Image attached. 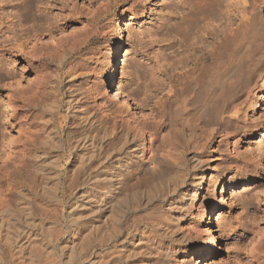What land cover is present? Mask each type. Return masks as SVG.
I'll return each mask as SVG.
<instances>
[{
  "label": "rangeland",
  "instance_id": "1",
  "mask_svg": "<svg viewBox=\"0 0 264 264\" xmlns=\"http://www.w3.org/2000/svg\"><path fill=\"white\" fill-rule=\"evenodd\" d=\"M184 1L193 2V0H0V181L9 179L16 185L15 196L12 199L14 207L12 226L0 237V264H129L126 262L127 259L118 258L115 247L125 242L130 243L131 239L135 240L142 234V229L144 235L148 233L154 237L151 244L149 243L151 249H155L153 247L155 239L164 244L172 242L180 248H190L192 252L187 255L185 264H257L259 246H264V94L262 93L264 91V53L262 51L264 36L261 37L263 40L259 39L261 43L258 39H256L258 43L255 40L259 46L254 44V41L251 43L250 52L247 53V58L245 57L249 61L248 65L245 61L246 63L241 65L244 70L241 67L239 69L244 73L245 68L251 65L252 67L249 68L254 71L247 68L249 70L245 72L247 76L238 71L239 76L238 73L236 74L238 78L234 75L235 84L237 83L238 86L233 83L228 87L229 82H226L227 84L222 88L223 92H220L223 95L220 93L218 95L222 105L218 121L222 126H226L225 128L228 127L230 134L219 140L220 146L215 148L218 151L212 153L216 157L215 171L219 169L220 173L212 174L209 178L204 185L200 201L192 195L181 202L177 197L178 193L170 191L172 184L170 185L167 179L171 180L172 176L175 177L174 174L177 172L175 167L169 168V172L160 174V177L146 175V180L144 178L140 185L128 186L126 191L117 193V198L107 201L110 206L105 202V208L101 202L97 206L99 202L92 199L86 202L88 198H82L83 201L78 203L80 206L81 203L85 206L80 208L77 204L79 207L74 211L76 214L80 212L84 215L78 219L81 227L76 232L78 236L80 234L79 238L88 235L90 244L88 242L89 245L82 248L83 250L80 249L82 252L78 253L70 250L66 245L71 238H75L69 234L71 221L68 213L76 206L75 201L81 199L80 195L94 191V187L87 184L85 177L82 178L81 186L66 188L65 192L60 191L61 193L59 192L58 196L53 198L51 180L43 178L38 173L26 172L24 168L17 170L13 164L14 152L31 147L25 140L24 127L16 122L13 101L16 97L21 98L23 92L29 90L37 80V70L34 69L36 65L34 63H32L33 66L29 65L27 56L18 52V47L13 48L17 41H20L22 49L26 46L24 50L29 47L28 50L30 48L32 51L35 50V54L37 52L44 54L43 51L46 52V50L42 51V47L58 49L60 45L70 44L69 39H74L76 34L82 35L84 30L91 31L85 32V35L92 34L91 40L78 51L76 49V52L72 53L70 63H66L62 69V71H70L76 68L77 82L79 87L81 86L79 91H82V95L87 92L84 95L85 98L81 95L84 98L79 103L81 108L94 114L98 112L100 105L112 108L114 111L121 108L124 114L128 112L129 118L136 121H151V107L156 101L160 103L159 98L163 100L167 88L162 84L164 81L166 85L169 81V79L166 80L167 75L152 74L155 68V66L152 68L156 60L155 54L163 53L165 56L163 54L162 56L169 57L167 61L170 63L175 59V55L176 57L180 55L178 40L170 30L181 20L186 11L188 12V4L183 3ZM230 1L232 0H228L229 3L235 4H231L230 8L235 6L239 9L242 6L240 5L242 0ZM92 27L95 28L94 33H92ZM33 32L36 33L33 34ZM79 34L78 37H85ZM18 35L19 38H16ZM25 37L31 38H27V41ZM154 37L156 44L149 39ZM119 44L122 45V54L126 53V55L123 56L125 61L122 67L118 68L115 80L123 86V93L120 94V100L123 103L114 99V91L111 85H107L106 80L108 79L107 51L111 46ZM256 49H262V53H259L261 58H257L259 56ZM254 55L256 58L253 57ZM119 58L122 59L121 56ZM51 60L48 62L50 68L58 66L57 60H52L53 63H50ZM149 70H153L152 73ZM256 70L261 73V77L251 79L250 76L252 77ZM151 74L158 78L157 81H154L155 78H152L153 81L150 80ZM66 76L67 74H61L55 82L61 106L55 122L60 127L62 141L68 143L66 140L72 137L71 131L75 128L72 129L70 126L71 112L67 110L65 103L68 85ZM230 78L232 79L233 76ZM242 80H245V83ZM158 81L162 83L159 85ZM154 82L158 83H156L157 88L163 87L153 88L157 86ZM90 87L95 88V91H92L93 94L88 92ZM148 87L150 91L147 92ZM87 89L88 91H85ZM96 89H99L97 93ZM145 94L149 96L158 94L159 98L153 99ZM203 95L198 97L196 104L194 102L197 98L193 100V103H189L188 105L192 106L188 109L187 106H179L180 110L174 112L175 110L171 111V109L175 108L173 107L175 104L173 103V106L171 104L170 107L173 108H169L168 116L170 114L174 116L171 115L169 121H177L182 113L194 111L195 106L198 107L208 97V93ZM141 98L145 99L144 103ZM148 98L151 100L148 101ZM156 106L159 107V104L155 105V109H157ZM33 117L31 129L35 130L37 121L35 115ZM166 117L167 115L164 118ZM228 119L232 121L228 122ZM235 120L242 124H235ZM234 124L241 128L234 130ZM186 144L183 148L185 151L183 159L186 161L185 167L190 169L192 161L190 158L196 149L191 141ZM55 146L57 145H51L50 148H56ZM211 146L212 144L208 146L209 149L207 147L205 153H209ZM40 150L41 148H35L29 153V161L33 163L35 160L33 153ZM42 152L49 165H52L51 161L56 159L58 154H62L61 150L46 147ZM64 153L68 155V147H64ZM67 159L69 167L74 163L73 157L69 154ZM47 171L51 174L49 167ZM134 180L131 179L130 184L134 183ZM225 183L227 185L224 186ZM166 186L169 188L167 189ZM24 204L28 206L20 207ZM99 205L102 207L101 211L93 212ZM112 224L114 230L111 228ZM96 225L97 228H95ZM91 227L97 231L94 232L93 229L89 237L87 232ZM172 231L178 232L182 237V233L188 232L193 238L185 241L178 235L180 239L174 243L168 236ZM78 236L76 235V238ZM212 238H215V242ZM27 240L32 243V246H38L37 250L31 245L26 246L28 250H21L20 245H25ZM151 255L150 264H159L160 258L157 255Z\"/></svg>",
  "mask_w": 264,
  "mask_h": 264
},
{
  "label": "bare ground",
  "instance_id": "2",
  "mask_svg": "<svg viewBox=\"0 0 264 264\" xmlns=\"http://www.w3.org/2000/svg\"><path fill=\"white\" fill-rule=\"evenodd\" d=\"M230 2H233V0ZM183 3L188 4V7L186 6L188 8V12L186 11L185 14L182 12L184 15L181 20L175 24L174 27L172 26L173 28L170 30L173 33V36L178 40L180 55L177 57L175 55V59L170 63L167 61L169 57H164L165 55L163 53L162 54L164 56H162L161 53L155 54L156 60L154 61L152 67L154 68L155 66L154 71L152 70L154 73L149 70V72L153 75H156L155 73H160L161 76H168L166 80L169 79L166 85L164 84V81L162 84L167 88L165 94L163 93L165 95L163 100L158 97V94H153L151 96H149L150 92L149 95L145 94L153 99H156V97L159 98L158 102H160H154L151 107V121H136L133 118H129L128 112L126 111V114H124V110H121L120 107V111L116 109L119 112L117 113V111H114L112 108L110 109L107 108V106L104 107V105H100L101 107H97L98 112L95 114L89 112V110L87 111V109L81 108L82 106L79 103H81V99L83 97L85 98L84 95L87 94V92H83L84 95H82V91H79L81 90V86L79 87L77 82V75L75 74L76 68L75 70L73 69L70 71H62V69L65 67L66 63L70 61L72 53L76 49L78 51V49L91 40L92 34L89 33L90 35H85V32H91L88 30V27H86L88 31L84 30L83 34L81 33L82 31H80V33L85 36L84 38L78 37V33L76 34V37L78 38H68L69 42L71 41L70 44L64 43L65 45H60L62 44L60 43L58 49L47 47L50 49L48 50L47 48L42 47V51L44 49L47 52L43 51L44 54H41L42 52H40V54L39 52L35 54L34 49V51H32L31 48L28 50L29 47L27 48L28 51L24 50L26 46L22 49L20 47V41H17L15 43L16 45L14 44L13 46V48L15 46V48L18 47L17 51L21 52L24 56H27V63H30L29 65L34 63L36 65V68L34 67V69L37 70V72L35 71L37 74V80L34 85H32L29 90H25L21 98L16 97L13 101L16 122L21 127H24L26 131L25 140L27 141L28 146H31L29 149L21 148L19 152H14L13 164L15 168L17 170L24 168L26 172L30 171L38 173L41 174L43 178L46 177L51 180L53 198H56L60 191L65 192L66 188L72 189L77 186H81L83 181L82 178L85 177L87 184L94 187V191H90V193H82L80 195L82 196L81 199H77L74 203L76 206L69 210L68 216L71 221L69 234L71 236H75V238L73 237L71 240L68 239L69 242L66 243V245L72 251H77L78 253L79 251L82 252V248H85L90 244L87 234V237L83 235L85 237L79 238L80 234L78 236V232H76L79 227H81L78 219L83 214L81 215L80 212L79 214H76L74 211L80 206V203L78 202H81L82 198H88L86 202L89 200L91 201V199L95 202H99L97 203V206L101 202L104 206L105 202L107 203V201L113 199L114 197L117 198V193L126 191L128 186H135L139 184L143 181L146 175L154 177L157 175L160 177V174H166V172H169V168L175 167L177 168V172L174 174L175 177L173 178L172 176L171 180L167 179L173 187L172 188L170 186L171 190H169H173L176 192L175 194L178 193L177 197H179L178 199L181 202L185 201L186 198L190 196L192 197V195H195L198 201L202 198V193L205 188L204 185L209 181L212 174L218 175L220 173L219 169L215 171L216 165L214 164V160L216 157L212 153L218 151L215 148H219L218 146H220L219 144L221 142L219 140L221 138H226L230 133L227 130L228 127L225 128L226 126H222L218 121V117L222 111V105L220 104L218 95L220 92H223L222 88L225 84H227L226 82H229V85H227L228 87L230 84H235V79L238 78L236 77V74L238 71L239 73L242 72L239 69L241 65H244V62L247 61L246 55L250 52L249 47L251 43L254 41V44H257L258 42L256 39L259 40L264 36V0H242V4H240L242 5L240 7L241 9L233 6L235 4L229 3L228 0H193V2L184 1ZM231 4H233V8H230ZM91 29H93L92 33H94L95 28L92 27ZM35 33L33 32V34ZM34 36H32V38ZM50 36L52 35L50 34ZM155 37L149 39H152L153 43H155ZM16 38H19V35ZM27 38L29 39L31 37ZM27 38L25 37V39ZM159 40L161 41V39ZM159 44L161 43L159 42ZM257 45L259 46V44ZM259 49H256L258 51H256L258 53L257 56H259V53H262V49ZM121 51V44L111 46L107 51L108 79L106 80L107 85H111V88L114 91V99L123 103L120 100V94L123 93V86L119 83V81L115 80L118 68L122 67L121 65H123L125 61L123 56H125L126 53L122 54ZM262 51L264 53V50ZM120 56L122 57L121 60L119 58ZM253 57L256 58V55ZM257 58H261V56ZM51 59L53 61L57 60L58 66L53 64L55 68H50L48 66V62ZM160 59H163V61ZM52 60L50 63H53ZM248 62L249 61H247L246 65H248ZM254 65H256V63ZM249 67H252L251 65L247 68L250 69V71L253 70ZM243 68L244 67H241V69ZM247 68H245L246 71H244V73H241L242 75H245L249 71ZM54 71L56 72L54 73ZM256 73L252 77L250 76V78L254 79L255 77H261L260 72L256 70ZM61 74H67L66 83H68V85L66 86L67 96L65 103L67 110H70L71 112L70 126L72 129L75 128L71 131L72 137H69V139L66 140L68 143L62 141L60 127H58L55 122V117L61 109L59 93L57 94L55 82ZM151 75L150 80L155 78ZM231 76H233L234 79H231ZM156 79L158 78H155L154 81H157ZM160 80L162 81V79ZM254 80L252 82H254ZM243 82L245 83V80ZM156 83L157 82H154V85L158 84ZM161 83H159V85ZM242 85L244 84L242 83ZM93 87H90L89 91L88 89L85 91L92 93V91H95V88ZM157 87L158 85L153 88ZM97 90L99 89H96V93ZM148 91H150V88L147 92ZM205 93H208V97L203 100L198 107L195 106L196 108L193 109L194 111L190 110V112L187 111L188 113L186 114L182 113V116H180L177 121H169V117L173 115L170 114V116H168L170 111L169 108L173 106V103L175 104L173 106L175 108L172 107L173 109H171V111L175 110L174 112H176V110L180 108L179 106H187L186 108L188 109L189 106H192L188 105L189 103H193V100L197 98L194 102L196 104L198 97ZM262 93L264 94V91ZM91 96L92 95H90V97ZM149 99L150 98H148V101L151 100ZM141 100L143 103L145 102V99L141 98ZM158 104L159 107L156 106L157 109H155V105ZM171 104L172 106L170 107ZM187 109L184 108V110ZM33 115H35L37 121L35 124L37 129L35 130L31 129L33 126ZM166 115L167 117L164 118ZM229 121L232 120L228 119V122ZM236 121L237 120H235V124H242L239 123V121L236 123ZM236 126L234 127V130L235 128L240 127ZM70 138L73 139L70 140ZM189 141L195 145L194 149H196V151L190 158L192 159L191 164L189 163L191 168L187 169L185 167L187 166L186 161L183 159L185 152L183 151V148ZM211 144L212 146L210 147L209 153H205L207 147ZM51 145L57 146H55L56 148H50ZM45 147L49 149L61 150L62 152V154H58L56 159L51 161L52 165H49L44 159L45 154L42 151ZM64 147H68V155L70 154L73 157L74 163L69 167L67 166L68 155H65ZM35 148H41V150L40 152L36 151V153H33L35 160L32 163L29 161V153L35 150ZM48 167L51 170V174L47 171ZM131 179H135L132 184H130ZM150 179H152V177ZM144 180H146V178ZM225 185H227V183H225L224 186ZM15 186L16 185L9 179L0 181V237L4 231H8V228L12 226V210L14 209L12 206V199L15 196ZM168 188L169 187H167V189ZM77 204H79V206ZM83 205L81 203L82 207ZM27 206L28 205L24 204L20 207L24 208ZM108 206L110 205L108 204ZM178 208L179 207H177V209ZM101 209L102 207L99 205V207H97V209L93 212H99ZM24 212L25 210L23 213ZM90 226H92V224ZM95 228H97V225ZM95 228L91 227L88 229L87 233L89 234V237L90 234L93 233V229L94 232L97 231ZM111 228L114 230L113 224L111 225ZM141 232L142 234L135 240L131 239L130 243L125 242L124 244L122 243L120 246L115 247V252H117L116 254L120 260L127 259L126 262L129 264H150V255L154 254V256L157 255L160 258L161 261L158 260L160 261L159 264H185L187 255L192 252L190 248H180L172 242L164 244L160 241H156V239V243L154 242L155 245L153 246L155 249H151V247L149 248V243L154 240V237L148 233L144 235L143 229ZM111 234L114 233L111 232ZM182 234L183 237L178 234V232L172 231L168 234V236L173 242L180 239L178 238V235H180L185 241H189L193 238V236L188 232ZM76 235L78 236L77 238ZM212 241L215 242V238H212ZM31 244L32 243L27 240L25 245H20V248H22L21 250H28L26 246ZM39 244L40 243H38V245ZM34 245L37 244L34 243ZM260 246L259 256L256 261L257 264H264V246ZM35 248L37 250L38 246H35L34 249ZM157 256L156 258H158Z\"/></svg>",
  "mask_w": 264,
  "mask_h": 264
}]
</instances>
